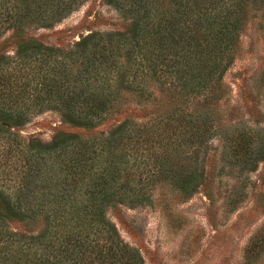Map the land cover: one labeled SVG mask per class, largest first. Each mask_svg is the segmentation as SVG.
Masks as SVG:
<instances>
[{
    "label": "trees",
    "instance_id": "trees-1",
    "mask_svg": "<svg viewBox=\"0 0 264 264\" xmlns=\"http://www.w3.org/2000/svg\"><path fill=\"white\" fill-rule=\"evenodd\" d=\"M85 1L0 0V33L51 26ZM108 2L130 16L128 30L91 31L67 51L20 45L13 67L0 74V103L31 83V107L44 104L69 123L94 127L123 102L147 100L146 82L154 80L169 104L126 117L99 137L62 133L21 150L16 187L0 190V264H144L105 205L142 204L157 179L175 181L178 154L186 157L211 127L196 107L220 97L241 19L253 8V0ZM26 107L6 114L5 123L20 124ZM180 177L179 185L188 181ZM14 218L43 225L19 232L9 224Z\"/></svg>",
    "mask_w": 264,
    "mask_h": 264
},
{
    "label": "rangeland",
    "instance_id": "rangeland-1",
    "mask_svg": "<svg viewBox=\"0 0 264 264\" xmlns=\"http://www.w3.org/2000/svg\"><path fill=\"white\" fill-rule=\"evenodd\" d=\"M252 3L241 19L220 97L196 107L210 118L209 132L186 157L178 154L182 170L177 168L175 181L157 179L146 187L149 199L142 204L113 200L105 205L106 217L144 264H264V0ZM130 22L108 0H86L51 26L9 27L0 33V59L6 58L0 74L13 67L22 44L67 51L82 35L125 31ZM146 88L147 100L123 102L119 112L94 127L69 123L44 104L31 107V83L20 93L11 90L8 103H0V190L16 187L21 150H29L33 140L48 143L62 133L99 137L126 117L149 116L169 104L154 80ZM23 103L22 122L5 123V115ZM180 176L188 179L183 185L176 181ZM9 224L19 232L43 225L22 218Z\"/></svg>",
    "mask_w": 264,
    "mask_h": 264
}]
</instances>
